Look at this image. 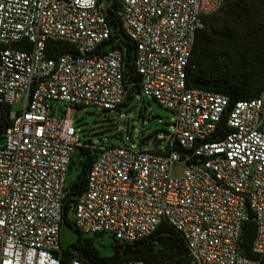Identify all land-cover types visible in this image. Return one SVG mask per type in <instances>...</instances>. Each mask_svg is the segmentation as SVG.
Masks as SVG:
<instances>
[{
	"label": "built area",
	"instance_id": "obj_1",
	"mask_svg": "<svg viewBox=\"0 0 264 264\" xmlns=\"http://www.w3.org/2000/svg\"><path fill=\"white\" fill-rule=\"evenodd\" d=\"M115 2L140 93L173 113L169 131L141 138L149 149L80 140L49 105L111 111L126 101L123 52L108 42L102 1L0 0V264H62L64 174L80 147L94 153L71 204L82 234L131 243L165 222L189 264H264V93L230 101L185 80L195 33L224 0ZM48 41L73 52L51 57ZM222 118L227 131L214 137ZM247 220L253 257L239 247Z\"/></svg>",
	"mask_w": 264,
	"mask_h": 264
},
{
	"label": "trees",
	"instance_id": "obj_2",
	"mask_svg": "<svg viewBox=\"0 0 264 264\" xmlns=\"http://www.w3.org/2000/svg\"><path fill=\"white\" fill-rule=\"evenodd\" d=\"M105 2V17L112 33L108 42H113L112 47L123 52L127 97L122 105H125L140 93V76L133 66L134 46L120 27L117 4L115 0ZM46 51L55 57L72 53L73 49L65 42L48 41ZM185 80L188 86L227 95L230 101L255 98L264 93V0H224L217 12L203 19L202 26L195 33ZM226 131L222 118L216 125L214 137L219 138ZM78 152L81 155L80 168L74 180L65 185L61 221L72 229L75 238L61 248L60 262L66 264L76 258L81 264H106L130 259H139L143 264H189L182 236L165 222L160 223L150 235L131 243L111 238L107 254L102 253L94 241L100 234L84 235L75 228L68 215L71 213V204L85 187L87 172L94 157V153L84 147L78 148ZM254 233V223L245 221L239 247L251 257L250 244Z\"/></svg>",
	"mask_w": 264,
	"mask_h": 264
},
{
	"label": "rangeland",
	"instance_id": "obj_3",
	"mask_svg": "<svg viewBox=\"0 0 264 264\" xmlns=\"http://www.w3.org/2000/svg\"><path fill=\"white\" fill-rule=\"evenodd\" d=\"M53 115L62 117L63 112L72 120L76 135L80 140H89L98 145L126 146L139 149H149L148 144L140 142L148 132L156 130L169 131L173 113L159 105L150 97L141 93L116 110L103 111L93 106L72 107L61 101H49ZM79 158L81 155L75 150L64 174V184L74 180L79 172ZM182 165H174L172 173L180 171ZM72 218V212L68 215ZM59 245L61 248L69 245L75 238V233L60 224L58 230ZM102 253L109 252L111 237L98 235L94 238Z\"/></svg>",
	"mask_w": 264,
	"mask_h": 264
},
{
	"label": "water",
	"instance_id": "obj_4",
	"mask_svg": "<svg viewBox=\"0 0 264 264\" xmlns=\"http://www.w3.org/2000/svg\"><path fill=\"white\" fill-rule=\"evenodd\" d=\"M102 1V8L104 10V12L106 13V3H105V0H101ZM152 146L155 147V142H152Z\"/></svg>",
	"mask_w": 264,
	"mask_h": 264
}]
</instances>
